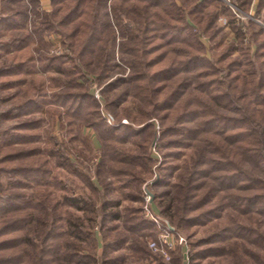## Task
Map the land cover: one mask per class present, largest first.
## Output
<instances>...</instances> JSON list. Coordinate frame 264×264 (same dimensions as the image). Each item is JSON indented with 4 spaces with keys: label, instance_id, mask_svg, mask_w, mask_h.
<instances>
[{
    "label": "trees",
    "instance_id": "1",
    "mask_svg": "<svg viewBox=\"0 0 264 264\" xmlns=\"http://www.w3.org/2000/svg\"><path fill=\"white\" fill-rule=\"evenodd\" d=\"M230 3L251 12L252 18L237 23L224 0H51L52 10L39 27L31 33L23 31L21 38L0 48L5 51L17 47V51H23L14 56L17 58L27 53L24 60L13 58L10 69L19 72L26 61H32L34 44L43 37L40 34L60 30L74 54L76 77L92 72L97 79H106L114 68L129 67L132 73L128 79L118 78L111 83L135 85L122 96L118 94L116 100L131 96L141 122L159 120L165 148H191L195 152L178 166L176 180L166 193L167 205L159 213L179 228L207 223L215 216L220 222L213 226L202 242L205 248L194 258L223 257L220 264H239L236 260L245 248L240 243L243 240L264 250V233L254 230L253 213L255 205L264 211V0L256 1L254 13L249 0ZM220 17L227 19L228 29L218 24ZM27 18V4L20 10L0 11V34L9 35L12 30L27 27L31 23ZM226 34L232 38L225 40ZM116 50L121 54L119 61ZM58 96L55 99L70 105L73 99L81 102L79 107L66 108L68 114L96 127L106 140L113 139L108 134L117 129L104 125V117L93 109L96 103L88 96ZM104 97L105 106L110 107L112 100ZM40 102L23 101L6 115L11 118L33 112ZM87 102L89 108L85 107ZM124 115L138 121L136 114ZM35 126V121H29L17 129L31 131ZM153 126V122H147L145 130L137 132L131 124L123 127L128 135L149 131L147 146L155 138ZM125 136L122 142L129 139ZM35 137L23 132L0 138L8 149L0 157V164L24 162L0 166V176L5 175L9 182L7 189L0 183V264H100L89 247L78 243L89 240L85 217L75 216L68 209H84L87 214L95 210L84 198L68 195L51 200L42 190L54 184L49 181L47 160L40 159L37 148H26ZM115 145L107 144L108 160L121 165L130 162L125 151ZM109 173L121 184L124 180L120 174L133 176L124 167H109ZM23 188L29 192L21 191ZM117 203L112 202L114 206ZM105 206L101 211L104 220L121 217ZM223 210L227 211L225 220L220 214ZM193 211L198 212L190 214ZM125 229L133 233L138 226ZM124 239L123 232H118L112 240L106 239L105 247L110 249ZM250 254L254 264H264L259 254ZM111 260L101 264H111Z\"/></svg>",
    "mask_w": 264,
    "mask_h": 264
},
{
    "label": "rangeland",
    "instance_id": "2",
    "mask_svg": "<svg viewBox=\"0 0 264 264\" xmlns=\"http://www.w3.org/2000/svg\"><path fill=\"white\" fill-rule=\"evenodd\" d=\"M249 1L250 11L254 13L257 0ZM26 4L27 19L31 23L23 29L10 31L9 35L0 34V48L2 44L9 43L14 38H21L23 31L29 33L34 31L52 10L51 0H37V2L0 0V11L4 13L9 8L20 10ZM236 8V11L238 10L237 12L242 16L236 19L237 23L252 18L251 12L246 13L242 9ZM220 18L218 24L223 29H228V21L227 24H222ZM34 21H36L35 26L33 25ZM124 23L132 27V23L129 21H124ZM224 32H221L220 35L224 36ZM40 35L43 37H40L41 41L37 42V40L34 44L36 49L32 52V61H26L25 66H22L19 72L15 68L10 69L13 67V58L24 60L28 57L27 53L22 54V57H14L23 52L17 51L15 46L0 51V138L5 134L7 137L23 132L36 134L34 142L26 145V148H29L27 150L37 148L40 159L47 160L45 161L46 166L51 169L49 181L54 184V186L42 190H46L51 200L52 198L62 200L68 195L84 198L87 206L91 205L90 208L95 210L92 214H87L84 209L76 210L72 207L68 209L75 216L85 217L84 221L87 226L85 229L90 231L88 236L90 241L81 239L78 242L80 246L89 247L90 253L100 264L109 258H112L111 264H114L115 258H117L115 264H220L224 260L223 257L194 258V254L196 255L202 248H205L206 245L202 242H205L204 240L213 230V226L220 222L215 216L207 223L201 222L179 228L171 225L159 213L167 205L169 196L166 193L170 190L171 183L176 180L178 166L191 159L195 152L191 148L171 146L165 148L159 120L152 118L141 122L131 96L126 95L116 100L118 94L121 95L129 87L132 90L131 85L134 83L117 85L111 81L118 78L128 79L132 73L130 68L127 66L114 68L108 72L109 77L106 79H97L96 74L92 72H84L83 77H76L78 73L74 71L76 70L75 57L62 31L51 30ZM230 38H232L231 34H226L225 40H230ZM116 56L119 61L121 54L117 50ZM118 61L116 60L117 63ZM57 68H61V71H56ZM70 93H83L88 96L89 100L96 103H94L93 109H98L104 117V125L107 128L117 129L114 131L115 133L112 131L108 134V137L113 139L106 140V136L104 137L101 132H98L96 127L68 114L66 108L73 106L76 108V105L79 107L81 102L73 99V103L70 105L69 102L61 101L62 99H55L59 97V94L70 95ZM104 96L109 101L112 100L110 107L105 106ZM29 100H41L37 107L39 109L19 117L10 118L9 115H6L11 114L23 101ZM88 102L85 105L86 108L91 105ZM125 112L131 117L136 114L138 121L135 122L126 117ZM111 114L116 116L115 119L111 117ZM29 121H35L34 129L31 131L17 129L20 124ZM147 122H153V130L155 129V138L147 146L145 142L149 137V131L140 134L134 132L128 135V130L126 131L123 127L131 124V128L137 132L145 130ZM125 134V138L129 139L122 142L120 139ZM148 139L151 140V138ZM108 143H115V146L124 150V156L127 154L130 162L121 165L109 161L107 158ZM19 147L22 146L19 145ZM7 150L3 145V140L0 139V157L4 156ZM13 163L19 165L24 162L14 161ZM13 163L6 162L0 166L11 167ZM112 166L124 167L133 176L130 178L125 174L124 176L120 174V178L124 180V184H121L117 177L109 173V167ZM13 178L16 177L12 176ZM0 183L7 189L9 187L8 177L2 174ZM21 191L26 192L28 188H23ZM216 198H212L210 202H214ZM112 202H118V205L114 206ZM104 203L105 208L108 207L107 211L114 210L121 217L118 220H111V218L104 220L101 214ZM253 209L256 220L254 230L257 229L258 232L264 233V211H261L259 205H255ZM200 210H203V207ZM194 212L198 211H193L190 214H195ZM226 213V210L220 213L224 220L227 217ZM89 218L94 221L90 222ZM130 225H137L138 230L130 233L125 229V226ZM166 226L171 227L174 241V249L169 252V260L165 259L161 253L152 251L148 245L150 241L158 239L163 227ZM118 232H123L124 241L106 249V239L112 240ZM105 235L109 236L105 239ZM178 237H182L183 241L179 242ZM240 243H243L245 248L236 260L239 264L243 261L254 264L255 259H251L250 252L259 254L264 259V250L259 249L256 244L246 240Z\"/></svg>",
    "mask_w": 264,
    "mask_h": 264
},
{
    "label": "built area",
    "instance_id": "3",
    "mask_svg": "<svg viewBox=\"0 0 264 264\" xmlns=\"http://www.w3.org/2000/svg\"><path fill=\"white\" fill-rule=\"evenodd\" d=\"M231 10L233 11L234 15L236 18H240V13L236 11V7L232 6V4L229 2V0H225ZM242 17V16H241ZM222 24H227V19L226 18H220ZM173 233L169 227H163L162 233L159 234L158 239L152 240L149 242V248L154 251V252H159L161 253L165 259L169 260V252L174 249V241H173ZM177 240L179 242L183 241L182 237H178Z\"/></svg>",
    "mask_w": 264,
    "mask_h": 264
},
{
    "label": "water",
    "instance_id": "4",
    "mask_svg": "<svg viewBox=\"0 0 264 264\" xmlns=\"http://www.w3.org/2000/svg\"><path fill=\"white\" fill-rule=\"evenodd\" d=\"M168 225V224H167ZM169 227V226H168ZM169 229H171V227H169Z\"/></svg>",
    "mask_w": 264,
    "mask_h": 264
}]
</instances>
